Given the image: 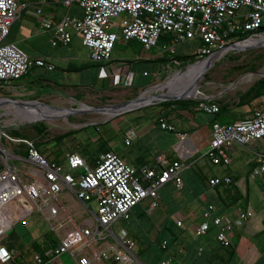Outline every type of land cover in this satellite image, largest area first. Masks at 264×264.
<instances>
[{
    "label": "built area",
    "instance_id": "2783aa9c",
    "mask_svg": "<svg viewBox=\"0 0 264 264\" xmlns=\"http://www.w3.org/2000/svg\"><path fill=\"white\" fill-rule=\"evenodd\" d=\"M63 3L66 7L78 4L83 16L67 13L57 24L43 19V28L55 32L54 45L70 44L74 33H78L93 62L110 61L119 39L137 40L146 52L158 48L161 55L169 56L176 65H181L175 59L177 46L189 40L200 42L198 63L217 52L214 60L224 57L235 43L264 40V0H63ZM22 8L19 0H0V108L13 106L17 115L30 108L21 100L13 104L3 93L32 66L54 68L45 60L31 58L16 42L6 41ZM32 14L40 17L41 9ZM199 107L210 114L221 110L219 104L205 101H200ZM159 123L164 129L175 130L165 116L159 118ZM262 140L264 109L256 110L246 119L226 124L215 122L206 155L215 164H229V149ZM21 145L27 147V157L20 153ZM82 168L85 171L81 173ZM184 168L180 161L165 168L147 165L137 168L112 151L102 154L94 167L77 150L68 153L66 162L60 163L44 156L33 140L15 137L0 126V242L23 218L38 212L58 244L47 250L45 256L35 253L36 264L55 263L65 253L76 264H146L129 230L121 227L116 231L114 226L120 220H129L131 210L146 199H151L149 211L159 207V189L167 182L173 181L182 188ZM258 175L264 176V157L253 172V177ZM223 182L229 183L230 178L210 181L213 185ZM65 191L71 192L85 207L83 216L61 203ZM91 202L96 204V211ZM215 211L214 205L204 209V220L195 233L205 235L213 224L218 229V241L229 247L236 228L253 211H241L235 217ZM177 223L183 225L181 220ZM166 245L164 241L163 246ZM18 258L13 250L0 245L1 264H26L24 260L17 262ZM173 262L174 258L169 257L154 264Z\"/></svg>",
    "mask_w": 264,
    "mask_h": 264
},
{
    "label": "crops",
    "instance_id": "0c3cea01",
    "mask_svg": "<svg viewBox=\"0 0 264 264\" xmlns=\"http://www.w3.org/2000/svg\"><path fill=\"white\" fill-rule=\"evenodd\" d=\"M19 1L23 8L11 25L6 41L16 42L31 58L45 60L53 64L54 68L32 66L25 77L13 82L9 90L3 93L13 99V104L21 100L30 108L19 113L18 116L36 119L42 115L54 116L69 112L48 108L38 103L57 108L52 105V102L50 104L49 100H45L49 97L78 102L83 101L85 95L107 94L116 95L113 101L125 103V101L136 99L156 85L154 83H157V79L176 65L170 62L169 56L161 55L158 48L146 52L137 40L123 39H120L118 48L115 46L110 61L93 62L78 33H74L70 44L54 45L52 41L55 38V32L45 30L42 26L43 19L49 18L57 24L67 13L78 17L83 16V10L78 4L66 7L63 0ZM37 9H41L40 17L32 14V11ZM157 62L162 64V69L156 70L153 76H151L153 67L142 65V63ZM183 68L187 66L182 67L181 70ZM31 74L33 78L27 80L26 77ZM173 81L174 79L168 84ZM176 84L180 86L181 82ZM35 88H46L50 90V93L38 94L40 91L34 90ZM147 98L143 96L139 102L125 106L120 111L149 103ZM40 99H44L46 103ZM203 101L219 104L214 97H208ZM1 111L2 115L11 112L17 114L13 106L2 107ZM255 111L249 114L230 111V119L221 122L218 116L222 113H207L200 107L197 108L196 104H171L170 107L159 105L155 110H135L128 120L124 119L125 114L115 120L117 122L114 125L123 136L122 148L107 149L105 145L100 144L95 154L86 155V157L82 154L86 149L79 145L71 144L72 148L65 149L59 143L56 146H51L50 142H35V144L44 156L60 163L66 162L68 153L77 150L90 167L96 166L100 156L108 151L119 154L137 168L146 165L165 168L174 161H180L185 165L181 173L182 188L177 187L173 181H169L159 189L160 210L156 223L144 222L147 219L146 212L141 211L143 209L141 207L138 209L140 205L138 204L131 210L129 220H120L114 226L116 231L121 227L129 230L138 242L140 257L146 264L158 263L169 257L174 258L172 264L179 262L184 264H264V176L253 177L254 170L261 164L264 157V140L244 146L236 145L229 149V164H215L206 155L215 122L226 124L246 119ZM116 112H119V109L118 111L114 108L107 109L109 115H114ZM161 116H165L168 123L175 127L174 131L161 127L159 123ZM22 129L15 125L8 130L11 133L15 131L27 136ZM68 137L70 138L71 134ZM68 137L64 140L66 141ZM19 150L24 157H27L25 145L19 146ZM79 171L82 173L85 169L82 168ZM217 177L230 178V182L211 184L210 181ZM60 201L73 209L76 215L85 214V207L71 192H63ZM92 204L95 203L91 202V207ZM209 205L216 207V213L231 217L237 216L241 211H253V215L236 228L231 246L225 247L218 241V229L213 224L205 235L198 236L195 233L197 226L204 220L203 211ZM147 211L149 212V207ZM36 214L47 227L39 238L25 243L16 234L17 226L29 216ZM29 216L18 222L0 245L17 253L19 256L17 262L24 260L26 264H36L33 255L35 253L42 255V253L38 252L35 246L46 249L48 242L45 236L48 233L57 244L58 240L49 231L48 224L40 213L34 212ZM178 220L183 222L182 226L178 225ZM164 241H167L166 247L163 246ZM150 249L152 251H149ZM66 255L70 258L66 257L64 262L63 256ZM70 261L76 264L72 256L65 253L57 262L47 261L45 264H66ZM111 264L115 263L111 262Z\"/></svg>",
    "mask_w": 264,
    "mask_h": 264
},
{
    "label": "rangeland",
    "instance_id": "374dc122",
    "mask_svg": "<svg viewBox=\"0 0 264 264\" xmlns=\"http://www.w3.org/2000/svg\"><path fill=\"white\" fill-rule=\"evenodd\" d=\"M262 42L258 44V41L253 40L252 42L239 44L242 48H231L224 57L213 60L209 66L200 72H198L199 64L189 69L183 68L182 70V66L173 65L172 70L157 79V83H154L156 85L150 87L140 95L142 97H148L147 101H150L149 103L129 107L121 111L120 109H124L125 106L113 107L116 111L119 109V112H116L114 115H109L107 110L94 112L92 108L124 103L113 101L116 95L89 94L83 97V101L78 102H69L60 97H49L45 98V100H49L48 103L52 102V105L57 106V109H74H70V112L63 115H42L40 118L27 119L23 116H18L14 112L2 115L0 108V126L8 129H11L15 125L20 126L23 128L22 132L27 134V138L34 142H50L49 144L51 146H56L59 143L65 149L72 145H79L86 149L85 152H82L86 157V155L91 156L95 154L100 144L105 145L107 149L122 148V133L114 125L117 122L115 120L119 116L125 114L124 119L128 120L133 116L132 112L135 110H155L159 105L165 106L163 102L170 103L167 105L170 107L171 104H196V102L203 101L208 97H214L222 108H228V110L222 111V114L218 116L221 122L230 119V111L249 114L255 110L264 108V40ZM119 46L120 39L116 44L117 48ZM199 46V40H189L185 43H180L177 46V52L180 55H196ZM142 65L153 67L151 76L156 74V70L162 69V64L159 62L142 63ZM178 72L181 75H178ZM32 78L33 74L26 77L27 80ZM173 79L174 81L168 84ZM176 82H181V85L178 86ZM34 90L40 91L38 94L50 93V90L46 88H35ZM162 93L167 96L188 94L192 97L194 96V98L173 97L161 100L159 97H152L153 95ZM40 100L45 102L44 99ZM113 121L115 122L113 123ZM91 125H99L98 130ZM70 133L71 137H68L65 141V138L62 137H66L67 134L70 136ZM97 139L100 140L97 141ZM150 203L151 199H146L137 208H143L141 211L144 210L146 212L147 219L144 222L156 223L160 208L157 207L148 212ZM92 208L96 211V204H92ZM46 227L45 222L36 214L23 220L17 226L16 234L20 240L28 243L39 238ZM149 251L152 250L150 249ZM66 257L68 255L63 256L64 262ZM66 264L74 263L70 261L68 263L66 262Z\"/></svg>",
    "mask_w": 264,
    "mask_h": 264
},
{
    "label": "trees",
    "instance_id": "16d2710c",
    "mask_svg": "<svg viewBox=\"0 0 264 264\" xmlns=\"http://www.w3.org/2000/svg\"><path fill=\"white\" fill-rule=\"evenodd\" d=\"M175 59L176 60H178V61H180L181 62V66L182 67H186V66H188V65H190V64H194V63H196L198 60H200V58H199V56L196 54V55H178V54H176L175 55ZM31 69V68H30ZM29 69V70H30ZM27 73H29V71L27 72ZM26 75V74H25ZM25 75L23 76V77H25ZM22 77V78H23ZM21 78V79H22ZM264 83V82H263ZM196 102V101H195ZM164 104H165V106H167L168 104H170V103H168L167 104V102H163ZM184 104H190V103H184ZM171 106V105H170ZM196 106H197V108H199V102H196ZM227 110V107H223V108H221V110H220V112L218 113V114H220L222 111H226ZM98 126L99 125H94V127H96V128H98ZM11 133V132H10ZM13 136H15V137H20V138H27V136H25V135H20L19 133H17V132H12L11 133ZM71 134V133H70ZM69 135L67 134L66 135V137H68ZM62 138H65V137H62ZM29 139V138H28ZM46 241L48 242L47 243V247H46V249H40L37 245L35 246V249L38 251V252H40V253H42V255L43 256H45V254H46V251L47 250H49V249H52V248H55L56 246H57V243H56V241L51 237V235L48 233V234H46ZM45 259H46V257H45Z\"/></svg>",
    "mask_w": 264,
    "mask_h": 264
},
{
    "label": "water",
    "instance_id": "95a60500",
    "mask_svg": "<svg viewBox=\"0 0 264 264\" xmlns=\"http://www.w3.org/2000/svg\"><path fill=\"white\" fill-rule=\"evenodd\" d=\"M261 43H263L262 41H258V44H261ZM233 46H235L236 48H242V47H240L239 46V44H237V43H235ZM238 46V47H237ZM218 55V52L215 54V55H213L212 57H210V58H208V60H207V62H210V63H212L213 62V60H214V58L216 57ZM199 62V61H198ZM198 62H196L194 65H196ZM159 97V98H161V100L162 99H168V98H189V97H192V96H190V95H188V94H181V95H178V96H167L166 94H158V95H153L152 97ZM10 100H12L13 101V99L11 98V97H8ZM192 98H194V96L192 97ZM142 99V96H139V97H137L136 99H133V100H129L128 102H125V103H123V104H116V105H111V106H105V107H99V108H92V111H94V112H99V111H105V110H107V109H109V108H113V107H122V106H128V105H132V104H135V103H137V102H139L140 100ZM35 103L37 102V101H34ZM38 103H40V104H42L43 106H45V107H48V108H53V109H57V108H54V107H52V106H49V105H47V104H44V103H41V102H38ZM64 110H68L69 112H70V109H64Z\"/></svg>",
    "mask_w": 264,
    "mask_h": 264
},
{
    "label": "bare ground",
    "instance_id": "6f19581e",
    "mask_svg": "<svg viewBox=\"0 0 264 264\" xmlns=\"http://www.w3.org/2000/svg\"><path fill=\"white\" fill-rule=\"evenodd\" d=\"M253 40H250V41H248V42H252ZM248 42H246V43H248ZM231 48H235V46H231ZM230 48V49H231ZM229 49V50H230ZM199 64V66H198V72H200L201 70H203L204 68H206L207 66H209L210 65V62H207V61H203V62H200V63H198ZM178 75H181L180 73H178ZM187 93V92H186Z\"/></svg>",
    "mask_w": 264,
    "mask_h": 264
}]
</instances>
